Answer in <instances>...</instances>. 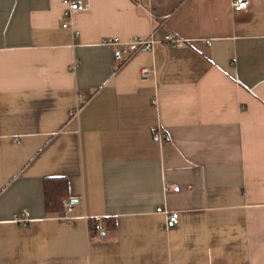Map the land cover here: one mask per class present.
<instances>
[{"label": "crops", "instance_id": "1", "mask_svg": "<svg viewBox=\"0 0 264 264\" xmlns=\"http://www.w3.org/2000/svg\"><path fill=\"white\" fill-rule=\"evenodd\" d=\"M87 1L0 0V264H264V0Z\"/></svg>", "mask_w": 264, "mask_h": 264}, {"label": "built area", "instance_id": "2", "mask_svg": "<svg viewBox=\"0 0 264 264\" xmlns=\"http://www.w3.org/2000/svg\"><path fill=\"white\" fill-rule=\"evenodd\" d=\"M249 0H233L231 3V8L234 12H240L241 10H245L248 7ZM61 5H63L62 10V19H64L62 23V28H68L70 26L71 17L82 11H85L89 8V4L87 0H61ZM154 32L146 37L133 38L130 41L122 42L118 38H113L112 40H105V43L110 45H119L121 46V53L126 57L141 51H150L154 47ZM162 41L166 44H171L173 46H182L183 43L179 40L172 32H167ZM144 73L147 70H143ZM167 136L164 132L157 129L153 134V141L159 142L166 140ZM178 187H174L173 191H178ZM65 208V214L61 217L62 220H70V216L68 215L72 211V205L68 201L63 202ZM157 213H163L166 216L167 223L171 225H176L178 221L177 213L168 212L167 210L161 208L156 209ZM28 213L24 212L15 218V221L23 226L27 225L28 221ZM95 228L99 231L103 230L100 224H97Z\"/></svg>", "mask_w": 264, "mask_h": 264}, {"label": "trees", "instance_id": "3", "mask_svg": "<svg viewBox=\"0 0 264 264\" xmlns=\"http://www.w3.org/2000/svg\"><path fill=\"white\" fill-rule=\"evenodd\" d=\"M45 212L48 215H57L64 210V201L69 199L68 182L65 177H47L43 180ZM115 228L113 218L105 219L104 230L112 233Z\"/></svg>", "mask_w": 264, "mask_h": 264}]
</instances>
